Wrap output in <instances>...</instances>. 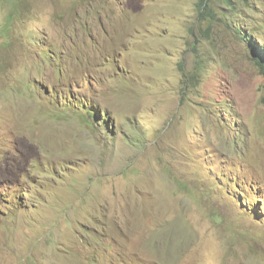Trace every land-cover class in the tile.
Instances as JSON below:
<instances>
[{
	"label": "rangeland",
	"instance_id": "1",
	"mask_svg": "<svg viewBox=\"0 0 264 264\" xmlns=\"http://www.w3.org/2000/svg\"><path fill=\"white\" fill-rule=\"evenodd\" d=\"M198 2L0 0V264H264V0Z\"/></svg>",
	"mask_w": 264,
	"mask_h": 264
},
{
	"label": "trees",
	"instance_id": "2",
	"mask_svg": "<svg viewBox=\"0 0 264 264\" xmlns=\"http://www.w3.org/2000/svg\"><path fill=\"white\" fill-rule=\"evenodd\" d=\"M224 1L228 2V0H224ZM204 6H205V0H199L198 9L201 11ZM13 19L14 16H12V14L7 16L5 26H8L9 23H12L14 21ZM244 41L246 43H249V45L251 46V50L253 51L255 56L253 59L255 67L257 68L259 74L264 78V53H260L254 50V48L252 47L253 42L250 40V36L247 35V37L244 38Z\"/></svg>",
	"mask_w": 264,
	"mask_h": 264
}]
</instances>
